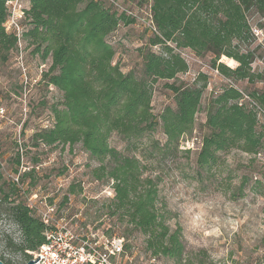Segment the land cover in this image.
I'll return each instance as SVG.
<instances>
[{"label": "rangeland", "instance_id": "1", "mask_svg": "<svg viewBox=\"0 0 264 264\" xmlns=\"http://www.w3.org/2000/svg\"><path fill=\"white\" fill-rule=\"evenodd\" d=\"M115 1L132 21L120 23L107 36L115 50L113 63L123 72L132 71L144 79L141 55L148 49L161 51L160 45L149 43L154 35L162 36L154 18V1ZM27 6L28 0L7 2V31L15 27L14 23L20 29L29 26L22 17ZM217 17L221 12L206 13L197 4L188 3L181 9L180 27L172 30L167 41L188 64V70L178 75V82L191 84L199 74L206 77L191 133L181 138L173 155H163L149 144L154 139L164 143L159 114L167 104H173L171 91L158 80L152 83L151 98V111L158 124L138 141L136 151L131 148L146 164L144 174L157 178V208L170 229L180 232L184 253L179 261L151 254L145 235L133 229L121 215L123 211H114L112 180L95 178L92 168L98 163L80 143L48 146L32 139L34 132L52 125L51 107L60 104L62 95L41 79L50 59L42 60L32 53L33 45L23 40L5 58L0 54V182H14L36 217L38 208L52 205L53 217H64L80 234L122 237L125 253L121 264H264V131L258 154L230 149L221 152L209 170L196 164L201 139L208 133L205 120L212 96L228 83L241 90L245 100H250V93L264 90V12L256 6L244 9V32L226 45L228 50L250 54L248 77L239 80L216 69L219 64L236 68L235 59L185 44V26L192 31L196 18L215 24ZM258 116L264 122L260 113ZM108 140L111 146L124 150L125 142L118 134L112 133ZM24 172L31 174L21 178ZM71 187L74 192L69 191ZM3 232L18 239L16 225L5 214L0 215V255L19 264L23 261L20 253L4 251Z\"/></svg>", "mask_w": 264, "mask_h": 264}, {"label": "trees", "instance_id": "2", "mask_svg": "<svg viewBox=\"0 0 264 264\" xmlns=\"http://www.w3.org/2000/svg\"><path fill=\"white\" fill-rule=\"evenodd\" d=\"M8 1L12 0H0L1 56L5 58L20 40L33 45L32 53L42 60L50 59L41 79L62 95L60 104L51 107L52 125L34 132L32 139L48 146L80 143L98 163L92 168L95 178L106 176L112 180L114 211H123L121 215L133 229L145 235L151 254L179 261L184 244L179 230L170 229L156 206L157 178L145 175L146 164L131 152L158 124L151 111L152 83L163 80L172 93L173 104H167L159 114L164 143L154 139L149 144L163 155H173L181 138L193 129L206 87L204 74L191 84L177 81L178 75L188 70V64L167 41L172 38V30L180 27L181 9L193 3L206 13L221 12L215 24L196 18L192 31L185 26V44L232 57L238 62L234 69L222 64L216 68L215 63L212 66L220 74H232L239 80L248 77L250 54L228 50L226 45L230 38L244 32L243 10L256 6L264 12V0H153L154 18L162 36L154 35L149 43L160 45L161 51L148 49L141 55L144 79L132 71L123 72L118 63H113L115 50L107 36L120 23L132 20L106 0H28L22 17L29 26L19 31L6 30ZM249 95L250 100H245L242 91L228 83L210 99L205 120L208 133L202 137L196 155L200 169L209 170L220 153L230 149L250 155L260 152L264 122L258 114L264 119V90ZM112 133L125 142L124 150L109 144ZM27 174L31 173L24 172L21 178ZM69 191L75 190L71 187ZM2 214L9 215L18 230V239L10 232L2 233L4 251L20 253L23 261L19 264H25L32 256L30 252L45 241L46 226L34 216L14 182H0ZM0 260L13 264L3 254Z\"/></svg>", "mask_w": 264, "mask_h": 264}, {"label": "built area", "instance_id": "3", "mask_svg": "<svg viewBox=\"0 0 264 264\" xmlns=\"http://www.w3.org/2000/svg\"><path fill=\"white\" fill-rule=\"evenodd\" d=\"M114 9L127 12L115 0H106ZM17 31L20 27L14 23ZM154 29V28H153ZM186 60V59H185ZM217 71V70H216ZM32 210V206L28 205ZM37 217L46 226L45 241L30 252L33 264H121L124 256L123 238L90 232L87 235L75 231L64 217L54 218L52 205L37 209Z\"/></svg>", "mask_w": 264, "mask_h": 264}, {"label": "water", "instance_id": "4", "mask_svg": "<svg viewBox=\"0 0 264 264\" xmlns=\"http://www.w3.org/2000/svg\"><path fill=\"white\" fill-rule=\"evenodd\" d=\"M40 258V254L38 255V257L34 260V259H29L25 264H33L35 263L38 259ZM0 264H5L2 260H0Z\"/></svg>", "mask_w": 264, "mask_h": 264}]
</instances>
